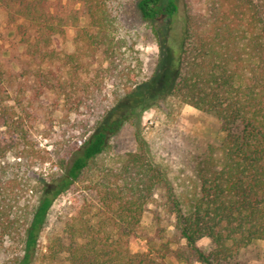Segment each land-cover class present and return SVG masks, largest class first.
I'll return each instance as SVG.
<instances>
[{
    "label": "trees",
    "instance_id": "trees-1",
    "mask_svg": "<svg viewBox=\"0 0 264 264\" xmlns=\"http://www.w3.org/2000/svg\"><path fill=\"white\" fill-rule=\"evenodd\" d=\"M124 1L0 0V248L16 245L6 264L33 263L55 201L79 184L98 205L85 196L70 205L66 236L52 237L43 255L49 263L219 264L264 240V0H138L164 54L144 88L108 108L103 88L132 74L119 56ZM180 13V36L169 37ZM70 27L71 53L55 43ZM167 95L213 114L226 132L195 167L193 186L179 192L144 149L107 152L126 122ZM55 112L63 124L54 132V171L48 179L20 172L48 161L35 156L31 133L52 126ZM161 186L164 213L150 233L142 218ZM134 237L146 248L132 251ZM203 238L214 245L209 252L197 246Z\"/></svg>",
    "mask_w": 264,
    "mask_h": 264
},
{
    "label": "rangeland",
    "instance_id": "rangeland-1",
    "mask_svg": "<svg viewBox=\"0 0 264 264\" xmlns=\"http://www.w3.org/2000/svg\"><path fill=\"white\" fill-rule=\"evenodd\" d=\"M167 1L163 0V4ZM137 2L138 0H125L119 7V35L127 42V46L122 48L119 56L131 66L132 74L130 78L116 77V82L109 83L103 88V98L108 108L114 105L116 96H122L129 91L128 89L144 88L146 82L155 73L162 53L164 54L154 33L153 24L141 16ZM181 15L182 13L178 16L174 29L168 33L169 37L180 36L183 22ZM4 22L5 13L0 11V25L5 32ZM74 34V28H68L65 35L56 36V46L66 52H73L75 50ZM160 86L161 81L153 87ZM53 116L52 126L46 127L44 124H39L31 133V142L37 151L35 156H43L48 161L31 168L22 165L20 172L24 173L25 170L26 175L48 179L54 171L52 168L54 132L60 130L63 122L60 112H55ZM74 117L72 115V119ZM46 128L49 131H46ZM225 134L223 123L213 114L180 103L172 95H167L156 104L141 111L134 119L126 122L119 132L110 138L107 152L113 156L144 149L150 159L162 169L172 189L179 192L193 186L197 180L195 167L207 155L211 146L218 147L221 144ZM216 157L220 158L219 150L216 152ZM15 159L12 154H9L7 158L9 162ZM35 160L41 163L40 158ZM166 194L165 187H158L155 191L156 200L148 205L144 213L142 226L150 233H153L155 229V214L164 213L162 201ZM32 195L30 193L29 197L35 199ZM81 196H85L92 204L98 205L97 195L86 191L82 184L78 185L75 193L70 192L59 197L47 217L39 239L38 255L32 264H57L45 261L43 255L52 237L66 236L67 213L70 211V205ZM171 221L173 220L163 218L162 225L166 226ZM168 229L169 232L173 231L172 226H168ZM197 246L209 252L214 245L209 238H203L197 242ZM14 247H16L15 243L6 242L5 246L0 248V264H6L13 258ZM130 248L135 252L145 249V240L141 237L131 238ZM169 263L184 264L175 260H170ZM193 264L202 263L194 262ZM219 264H264V240L253 242L236 256L223 260Z\"/></svg>",
    "mask_w": 264,
    "mask_h": 264
}]
</instances>
